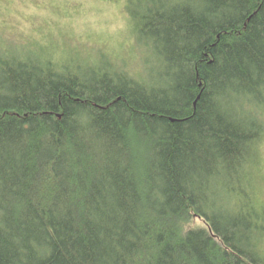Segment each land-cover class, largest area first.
<instances>
[{"label":"trees","instance_id":"obj_1","mask_svg":"<svg viewBox=\"0 0 264 264\" xmlns=\"http://www.w3.org/2000/svg\"><path fill=\"white\" fill-rule=\"evenodd\" d=\"M126 11L138 65L0 26V264H264V0Z\"/></svg>","mask_w":264,"mask_h":264},{"label":"rangeland","instance_id":"obj_2","mask_svg":"<svg viewBox=\"0 0 264 264\" xmlns=\"http://www.w3.org/2000/svg\"><path fill=\"white\" fill-rule=\"evenodd\" d=\"M126 1L0 0V26L10 40H47L61 50L103 48L138 65L140 52L133 42ZM262 162L264 167V144ZM262 189L264 201V183Z\"/></svg>","mask_w":264,"mask_h":264}]
</instances>
